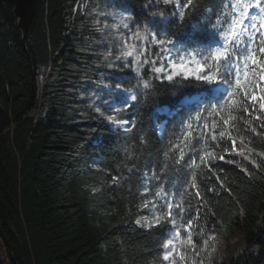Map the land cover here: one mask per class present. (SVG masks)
I'll list each match as a JSON object with an SVG mask.
<instances>
[{"label": "trees", "instance_id": "trees-1", "mask_svg": "<svg viewBox=\"0 0 264 264\" xmlns=\"http://www.w3.org/2000/svg\"><path fill=\"white\" fill-rule=\"evenodd\" d=\"M145 3L39 0L24 42L13 6L0 0V244L8 264H167L162 259L165 252L161 245L166 240L161 233L136 223L140 216L148 215L144 197L151 199L153 185L161 183L147 177L160 173L164 163L168 172L162 183L174 206L183 207L181 223L192 219L193 241L222 237L226 246L218 264H264V156L259 155L264 153V111L259 106V88L255 110L252 101L248 113L238 110L236 135L218 144L211 140L212 133L205 130L203 122L188 127L189 116L194 120L200 111L209 129L215 121V133L220 130L219 109L211 116L203 112L216 100L197 88L201 82L155 79L148 64L140 66L139 76L152 80L155 93L149 96L147 90L140 89L139 102H129L134 107L116 105L114 97L138 91L137 79H116L131 69L110 71L104 60L101 69L106 74L92 79L97 84L86 85V90L95 88L103 97L94 104L78 100L73 68L93 67L97 59L102 60L101 53L106 55L96 34L92 35L86 12L96 5L129 8L131 20L126 31L130 35L137 27H151L149 19H162L149 17ZM228 3L230 0H199L198 11L178 35L194 39L204 31L205 17L211 16L215 23L212 13H226ZM178 10L175 3L165 5L162 0H153L151 9L169 18ZM207 31H213L210 24ZM137 42L144 50L139 59H157V46L146 40ZM68 81L70 95L62 89L69 87ZM106 83L111 87L108 91ZM116 83L121 85L119 89ZM54 92L57 98L62 96L58 98L61 101L44 113V98ZM202 93L211 103L176 110L184 97ZM67 98L70 104H86L90 110L66 118L61 109ZM109 105L124 110L116 115ZM164 106L176 112L162 115L155 111ZM110 115L117 120H135L137 127L125 132L108 121ZM161 123L164 128L159 135ZM201 132L204 136L196 144ZM140 137L147 142L141 143ZM180 148H184L187 164L182 161L177 165L173 159L174 153L179 157ZM240 149L246 154L251 149L247 159L239 154ZM209 150L218 157L205 164L199 157ZM221 156L225 159L220 160ZM193 174L197 176L196 188L191 186ZM113 177L118 178L116 182ZM144 185L149 192L144 191ZM239 244L242 247L238 249Z\"/></svg>", "mask_w": 264, "mask_h": 264}, {"label": "snow or ice", "instance_id": "snow-or-ice-1", "mask_svg": "<svg viewBox=\"0 0 264 264\" xmlns=\"http://www.w3.org/2000/svg\"><path fill=\"white\" fill-rule=\"evenodd\" d=\"M167 4H174L175 0H162ZM199 0H182L179 5V10L172 14L169 18L164 12L151 11L153 7V0H146L144 8L149 10L147 15L149 17H162L160 20L149 19L151 27H137L134 31L130 30V35L134 40H146L147 43L157 46L158 52L156 53L157 59H144L138 57L144 53L135 44L129 45L123 52V55L132 57V60L124 67H131V72L125 77H116L124 82H130L132 79H137V92L126 95L124 92L117 94L115 103L124 105L125 109L134 107L129 103L131 101L139 102L140 89L147 90L146 95H154L155 89L151 79H145L139 76L140 66L148 64L155 79H166L169 82H182L194 79L197 82V88L207 93L211 99L216 100L215 104H209L204 108L203 112L208 113L209 116L217 109L233 108L237 104L235 97L243 94L240 101V107H243L244 113H248L247 107L249 101H256L255 94L249 95L254 89H260V110L264 111V0H235L226 4L224 7L229 9L226 13H212L216 16V22L213 23L211 16H206L207 24L202 25L204 31L194 39H185L183 34L178 35V30L185 26L186 23L191 21L194 13L198 11ZM135 11V9H131ZM129 11V8H125ZM139 14V13H138ZM130 20L131 17L124 18ZM211 25L213 31H207L208 25ZM172 25V27H169ZM117 27L129 28V24L123 22ZM219 34L220 38H217ZM183 45L179 47L178 45ZM191 45H196L191 47ZM159 62V66L157 63ZM135 65V67H132ZM134 72L137 75L133 76ZM179 78V80H177ZM117 89L121 87L120 84L115 85ZM223 101V102H221ZM183 103V102H182ZM116 115H119L124 109L113 108L109 105ZM234 110V109H233ZM253 110L255 105L253 104ZM99 111V109H97ZM103 115V114H102ZM107 119L116 123L119 127H123L125 132L131 133L137 127L135 120H117L115 115H110ZM194 122H203L204 128L210 131L211 140L216 141L217 144L220 140L224 139V132L219 133V140L215 133V121H213L212 128H208L207 121L204 120L203 113L197 111L195 119L189 116L188 127L191 128ZM180 123H184V118L181 117ZM229 121L225 120L224 124L227 125ZM253 133L256 132L252 128ZM204 136V132L196 139V144L200 143V137ZM141 143H146L144 137H140ZM233 148L236 147L235 139H232ZM188 141L185 142L187 145ZM195 147H193V155H195ZM239 154L244 156L245 159L251 154V149L246 154L242 149L238 150ZM167 156L168 153L166 152ZM211 153L205 151L199 157L201 161ZM259 155L264 156V153ZM173 159L177 165H181L182 161L187 164L185 160L184 148L179 149V157L173 154ZM191 159V157H189ZM225 157L221 156L220 160ZM255 164V161H252ZM264 163V160H261ZM191 167V165H189ZM199 167V165H196ZM258 168L259 165L257 164ZM211 171V168L209 169ZM168 172V164L164 163L160 168V173L154 172L149 180L160 181L161 183L153 185L151 189V199L144 197V207L148 209V215L138 218L136 223L141 226H146L149 229H157L162 238L166 242L162 243L161 248L165 254L162 259L170 261V258L175 253L181 255L174 244V237H181V229H186L183 233L184 238L187 239L189 244L193 243V221L188 219L186 223L183 221V207L174 206L173 202L168 199V194L162 183ZM114 182L117 177L112 178ZM197 176L195 174L191 177V186L196 188ZM144 191L149 192L147 185H144ZM212 191V189H208ZM195 195L199 197V191ZM199 213V209L196 210ZM142 221L144 222L142 224ZM167 229V231H165ZM207 246V241H204ZM171 264H175V260H171Z\"/></svg>", "mask_w": 264, "mask_h": 264}, {"label": "rangeland", "instance_id": "rangeland-1", "mask_svg": "<svg viewBox=\"0 0 264 264\" xmlns=\"http://www.w3.org/2000/svg\"><path fill=\"white\" fill-rule=\"evenodd\" d=\"M179 1L180 0H175V6L178 9H179V6H178ZM227 11H229V9H226V12ZM86 13L88 15V18L91 21L89 24L91 26V29L93 30L91 31L92 35L96 34L97 36L96 39L102 45L101 48L103 52L106 53V55L104 56L103 53L100 52L102 54V60L97 59L94 62L95 66L93 67H89L87 69L81 68V67H74L73 68L74 73L72 77L73 79H75L74 85L78 86L77 87L78 91L76 92L78 100L82 102H86V103H87L86 100H88V102H92L94 104V103L99 102L100 98L103 97V94L97 91L95 88L86 90V85L90 82L92 84L96 83V81L94 82V80L92 79L103 77L102 75L106 74L101 69L103 60L107 61L105 68H107L108 66L110 71H118L123 68H125V70H127V68L131 69V67H124V65L128 64V62L132 60V57L123 55V52L128 48L129 45L135 44L137 46L138 42L137 40L134 41L132 36L127 34L126 30L128 28L117 27L121 25L122 19H123V22L128 23V24L130 23L131 19L130 20L124 19V18L129 17L128 11H125V8L121 6H116L114 7V9H112V7L109 8L107 6L104 7L101 5H96V6H92L91 9L87 11ZM141 50L144 53V50L143 49ZM143 56L144 54L142 56H139L138 58H141ZM111 58L112 59L114 58L115 60H118V61L120 60V61L118 63H114V62L112 63L110 62ZM132 67L134 66L132 65ZM117 74L118 76L120 75L119 73ZM99 80H102V79H99ZM65 84H68L69 87L67 88L63 87L62 89L65 90L64 93H68V95H70L69 92H71L72 90L71 83L70 81H68V82H65ZM110 88L111 87L106 83L104 89L108 91ZM52 94L53 95H49L44 98L45 99L44 107H43L44 113L50 107L57 108V106L59 105V102L61 101V100L58 101V98L60 99V97L62 96L57 98L55 92ZM252 94H255L258 97L257 88L254 89L253 92L249 93V95H252ZM126 95H130V93L129 94L126 93ZM114 97H117V95H115ZM242 98H243V94L241 93L239 96L235 97L237 104L234 105L233 108H228L224 110L219 109L218 111L217 117L220 122V130L216 132V135L219 138V133L223 131L225 134L223 141L228 140V138H232L237 133L236 113L238 110H243V107H240V101ZM256 101H252V103L255 104ZM69 102H70L69 98L64 99V101L62 102L63 105H62L61 112L65 115L66 118L75 117V116L81 115L82 113H84V111L90 110L89 106L86 104H81L79 106H76V105L70 104ZM129 102H131V100H129ZM118 104L119 103H117L116 105ZM155 111H157L158 113H164V112L166 114L169 113L168 109L164 107H159ZM225 120L229 121L227 125L224 124ZM114 125H117V124L115 123ZM162 130L163 129H160L159 135H161ZM208 152H210L211 155L206 156L204 158L203 163L205 164L208 163L209 161L215 160L218 157L215 151L209 150ZM143 216H146V215H142L140 216V218ZM143 223L144 222L142 221V224ZM182 230L184 229L182 228ZM182 230H181V233H182L181 237L176 238L175 233H172V235L174 237L175 247L177 248L178 252L181 255H183L184 258L182 260L180 255H176L174 253L173 256L170 258V261H167V264H171V260H175V264H218L219 263V258L223 254V251L226 246L222 237L212 236L208 239L200 240L199 242L193 241L192 244H189L187 242V239L184 238ZM204 241H207V246H205ZM241 247L242 246H240L239 244L238 249ZM257 253L258 252H253L254 255H256ZM0 259H1L2 264H8L6 258L4 257L1 244H0Z\"/></svg>", "mask_w": 264, "mask_h": 264}, {"label": "water", "instance_id": "water-1", "mask_svg": "<svg viewBox=\"0 0 264 264\" xmlns=\"http://www.w3.org/2000/svg\"><path fill=\"white\" fill-rule=\"evenodd\" d=\"M13 6V13L17 19V26L22 32L25 42L30 27L35 19L39 0H8Z\"/></svg>", "mask_w": 264, "mask_h": 264}]
</instances>
